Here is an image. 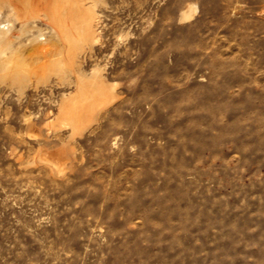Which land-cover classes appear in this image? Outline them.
<instances>
[{
	"label": "rangeland",
	"instance_id": "obj_1",
	"mask_svg": "<svg viewBox=\"0 0 264 264\" xmlns=\"http://www.w3.org/2000/svg\"><path fill=\"white\" fill-rule=\"evenodd\" d=\"M80 1L76 63L0 1V264H264V0Z\"/></svg>",
	"mask_w": 264,
	"mask_h": 264
},
{
	"label": "bare ground",
	"instance_id": "obj_2",
	"mask_svg": "<svg viewBox=\"0 0 264 264\" xmlns=\"http://www.w3.org/2000/svg\"><path fill=\"white\" fill-rule=\"evenodd\" d=\"M0 1L7 4L15 19L23 25H26L30 20L41 17L48 19L49 27L55 39V43L52 41L53 49L47 47L50 40L44 36L45 33L37 36V41H41L43 46H36L33 49L42 48V50L48 52L47 54L52 51L55 52L54 54H59L61 49H65L68 50L70 60L76 63L80 50L85 46L95 44L98 40V34L94 25L95 15L92 11L88 10L91 8L84 10L80 0H43V8L35 6L33 0ZM20 36L22 37L20 33L12 31L8 28L7 24L0 22V45H4L3 49L0 50V59L8 57L7 49L15 46L17 44L15 40L19 39ZM43 54L45 53L43 52ZM102 95L103 88L101 87L85 90L84 94L85 97H92V99H97Z\"/></svg>",
	"mask_w": 264,
	"mask_h": 264
}]
</instances>
